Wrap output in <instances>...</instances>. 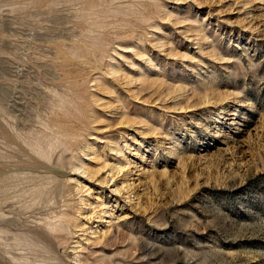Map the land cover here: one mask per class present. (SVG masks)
<instances>
[{
    "label": "rangeland",
    "instance_id": "rangeland-1",
    "mask_svg": "<svg viewBox=\"0 0 264 264\" xmlns=\"http://www.w3.org/2000/svg\"><path fill=\"white\" fill-rule=\"evenodd\" d=\"M0 264H264V0H0Z\"/></svg>",
    "mask_w": 264,
    "mask_h": 264
},
{
    "label": "bare ground",
    "instance_id": "bare-ground-1",
    "mask_svg": "<svg viewBox=\"0 0 264 264\" xmlns=\"http://www.w3.org/2000/svg\"><path fill=\"white\" fill-rule=\"evenodd\" d=\"M83 173H85V172H83Z\"/></svg>",
    "mask_w": 264,
    "mask_h": 264
}]
</instances>
